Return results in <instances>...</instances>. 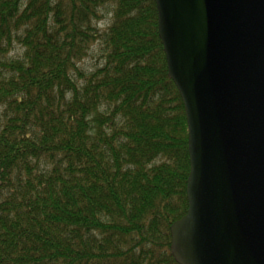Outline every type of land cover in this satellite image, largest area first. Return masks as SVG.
<instances>
[{"label": "trees", "instance_id": "trees-1", "mask_svg": "<svg viewBox=\"0 0 264 264\" xmlns=\"http://www.w3.org/2000/svg\"><path fill=\"white\" fill-rule=\"evenodd\" d=\"M187 134L155 0H0V264H178Z\"/></svg>", "mask_w": 264, "mask_h": 264}, {"label": "water", "instance_id": "water-1", "mask_svg": "<svg viewBox=\"0 0 264 264\" xmlns=\"http://www.w3.org/2000/svg\"><path fill=\"white\" fill-rule=\"evenodd\" d=\"M183 103L186 213L178 264H264V0H155Z\"/></svg>", "mask_w": 264, "mask_h": 264}, {"label": "rangeland", "instance_id": "rangeland-1", "mask_svg": "<svg viewBox=\"0 0 264 264\" xmlns=\"http://www.w3.org/2000/svg\"><path fill=\"white\" fill-rule=\"evenodd\" d=\"M109 15H105L103 21H100L99 27H102L103 25H105L108 20H109ZM101 46L96 45L95 47H93V50L90 52V54L88 55V57L86 59H84V61L82 62V68L84 70L90 69L92 67H94L96 64H98V62L101 59V53L102 50L100 49Z\"/></svg>", "mask_w": 264, "mask_h": 264}]
</instances>
